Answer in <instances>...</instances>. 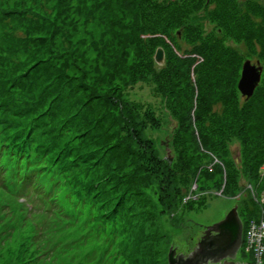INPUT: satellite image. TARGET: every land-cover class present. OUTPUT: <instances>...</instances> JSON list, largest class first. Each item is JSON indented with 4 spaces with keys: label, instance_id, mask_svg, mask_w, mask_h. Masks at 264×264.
Segmentation results:
<instances>
[{
    "label": "rangeland",
    "instance_id": "374dc122",
    "mask_svg": "<svg viewBox=\"0 0 264 264\" xmlns=\"http://www.w3.org/2000/svg\"><path fill=\"white\" fill-rule=\"evenodd\" d=\"M236 12L264 25V10L242 0H0V94L4 88L12 104L25 108L3 134L14 137L16 119L26 120L37 131L30 136L36 153L44 143L52 154L68 149L72 157L63 160L71 163L63 173L45 165L49 176L42 181L36 173L22 176L17 164L0 178V264H168L172 248L190 254L205 227L234 207L242 221L253 203L264 216L258 193L263 185L246 175L264 150V135L245 139L242 109L233 104L236 99L244 108L251 102L238 91L246 60L261 62L255 93L264 92V55L258 43L249 45L234 33L227 17ZM217 37L241 60L234 84L203 87V97L194 90L195 72L183 68L179 84L177 71L188 52ZM159 46L166 52L163 70L154 62ZM181 91L190 100L182 101ZM109 97L119 100V108L111 107ZM184 108L196 117L192 125L181 121ZM130 114L133 129L126 121ZM199 133L214 142L211 151L204 150ZM190 156L203 168L194 169ZM160 160L180 183L172 213L156 178L160 171L164 180ZM185 175L192 176L189 186L182 182ZM67 178L73 191L87 188L90 197L78 198L80 203L74 194L68 197ZM131 182L130 216L110 222L104 214L114 203L109 187L117 191ZM23 195L36 204L33 215L20 204ZM237 260L254 257L243 249Z\"/></svg>",
    "mask_w": 264,
    "mask_h": 264
},
{
    "label": "trees",
    "instance_id": "16d2710c",
    "mask_svg": "<svg viewBox=\"0 0 264 264\" xmlns=\"http://www.w3.org/2000/svg\"><path fill=\"white\" fill-rule=\"evenodd\" d=\"M59 1L62 3L63 0H59ZM225 18H226V15H225ZM227 19L231 24L230 26L233 27L234 33L238 37H240V39H241V36H243L249 45L254 44L257 46L259 44L260 48L262 49L263 55H264V25L263 24L255 22L250 15L249 16L244 15L240 12L230 13ZM219 34H222V33H219ZM220 43H221V39L217 37L215 43L210 44V45L209 44L203 45L202 47L193 49L190 53L188 52V54H190V55L187 54L189 57H186L185 59H183L185 60V62L182 64V67H180L177 71V74L180 75L179 84L182 83V81H184L183 79L186 76L185 74L186 70L185 72H183V68H186L188 70V74H190L193 71L195 72L196 82H198L197 84L198 87H195L194 90L197 91L198 93L203 92V97L206 96V93H207V91H205L203 87H206L210 90L211 89L218 90L222 88L223 86L225 87L228 86L226 88H229L231 84H234V79L237 77L236 65H239L240 60H241L240 53L235 49L223 48V46ZM159 47H162V46H159ZM52 67H53L52 64H48L47 70H51ZM191 85L192 84H189V86ZM1 90L3 94L2 96L0 94V178L5 179L7 172H9V168H10L9 165H12V164L19 165L18 168L21 174L24 172L25 167H28V173L30 174L32 172V173L38 174L40 176L41 181L43 178H46L49 176L43 173L44 172L43 170L46 168L45 165H48L50 168L56 167L57 169H60L61 171L63 168L64 170L68 169L69 164H71L70 161L64 162L63 160L68 157L72 158L69 152L70 150L62 149V150H59L57 153L52 154L50 152V149L47 148L49 146L47 145V147H45L44 143H42L41 145L39 144L38 147L36 146V148L40 151V152L39 151L37 152H39L41 156L39 153L35 152L34 150L35 146L33 148V144H32L33 140L30 139V136L32 134H35L37 131H35L34 129L33 131L29 130L28 122L26 120L18 121L16 119V121L19 124L17 126L20 128L19 130L14 132L16 137L14 136L9 139L6 135L3 134L4 129L6 130L7 128H9L10 130H12L14 128L13 126L14 118L12 116L15 117L16 114H21L25 110V108L24 107L20 108L12 104V99L9 98V95L8 94L6 96L4 95V88H1ZM173 93L174 94L176 93L175 88H173ZM181 93L182 94L180 98L182 99V101L190 100L191 95L189 93H183L182 91ZM234 93H235V89H234ZM250 100L251 102L247 103L244 106V108L240 107L236 99L234 100L233 104L238 110L242 109V115H240L241 121L243 120L244 127H246V129L248 130L247 133H245V135L249 136V138H245V139L259 141L262 138L261 136L264 135V92L259 91L255 93L251 99L246 100V101L249 102ZM109 101H110L111 107L116 106L117 108H119L118 107L119 100H117L115 97H111V98L109 97ZM191 112L192 110H190L189 112V111H186L185 108L184 110L180 112L181 121L183 122V125H185L186 123H190L192 125L195 122L196 117L195 116L192 117ZM85 119L87 118L85 117ZM134 120H135L134 115H132L130 119L129 118L126 119V121L129 122V124L131 125V128H132L131 122L132 121L135 122ZM39 126L40 125L38 124L36 128L40 129ZM202 135L203 133L202 134L199 133L200 138H203V142H204L203 148L205 151L208 150L210 146L211 147L216 146L214 142L209 138V135L208 136L207 134L205 136H202ZM186 136L187 135H185V137ZM142 137L141 139L146 140V138L144 137L142 138ZM186 138H188V136ZM193 139L194 141L196 140L194 136H193ZM144 145H145V141H144ZM153 149H154L153 147L151 148L148 147L149 153L151 154L154 153L157 157V154L153 152ZM210 151H211V148H210ZM194 158H195L194 156L193 157L190 156L188 158L190 164H192V166L196 170L197 169L200 170V168L202 169L203 167L199 166L196 162L192 163ZM202 159L203 158H200V160ZM255 159L257 161H251L250 165L248 166V170H246V175L249 174V176L256 179V183L258 184V186L263 185L261 188L262 190L258 192L260 193V197L263 198L264 197V150L260 151L259 156L256 157ZM223 162L224 161H222V164ZM41 163L44 165L43 167H40ZM159 164H160L161 171L164 172V180L162 181V179L159 178V176L161 177L160 171L158 172L159 174L156 178H158L160 183H162V187H165L164 189V197L166 199L165 202H167L168 209H170L168 206L173 207V209H170V213H172L176 210V207H177L176 193L179 189L180 183L178 182V177L174 176V173L171 172L172 166L169 163L165 162L164 160L163 161L160 160ZM224 165H225V162H224ZM60 170H59V173L61 174ZM145 172L146 171L143 170L141 174L143 175ZM190 178H192V176L185 175L183 176L182 182L187 183V185L189 186L188 183H190L191 181ZM51 179L54 180L55 178L52 176ZM27 180L28 179H25L24 181H27ZM185 180H188V182H185ZM235 180H237V175L235 176ZM19 182L22 183L23 180ZM50 184L51 183L48 182V185ZM67 184L69 186L70 185L72 186L71 181L68 178H67ZM54 185L55 186L52 189L53 192H55L56 189L59 188V182L54 183ZM111 185H113V183H111ZM130 185H132V182L129 185L127 184V186L121 185L117 191L114 189L113 186L109 187L108 190H111L110 191L111 196L109 195L108 200L114 203L111 206L108 204V207H107L108 213L106 214V209H105L104 214H105V217L110 219V222H117V218L126 219L127 216H130L128 213V210L131 207L129 203L131 201L132 195L134 194L133 190L131 189L134 185H132V187ZM35 186H37L36 183H35ZM71 186H70L71 193L68 195V197L74 194L76 196L75 198L78 200L79 203H80V200L78 198L81 197L83 201V200H87L90 197V194L88 195L89 191L87 190V188L86 190L85 189L83 190V189H80L74 186V191H73V186L72 187ZM124 187L125 189L123 190ZM92 189L94 190L93 187ZM93 197L96 198L95 195ZM183 198L186 200V198L188 197L184 196ZM253 206H252L253 208L248 207L247 213L249 215V218L244 219L243 221L245 232L248 226V222L250 220L258 219L261 217L262 210L259 211V209L256 207V203H253ZM20 253L16 256L17 258H20V255L22 254ZM17 261L19 260L15 259V262ZM25 263L31 264L29 262H25Z\"/></svg>",
    "mask_w": 264,
    "mask_h": 264
},
{
    "label": "water",
    "instance_id": "95a60500",
    "mask_svg": "<svg viewBox=\"0 0 264 264\" xmlns=\"http://www.w3.org/2000/svg\"><path fill=\"white\" fill-rule=\"evenodd\" d=\"M154 62L162 70L167 67L163 47L156 49ZM262 73L263 66L260 61L256 64L251 60L245 61L238 90L246 100L254 96L260 85ZM243 234L244 224L236 206L222 221L205 227L201 240L190 254H179L176 248H172L168 255V264H248L237 260L244 243Z\"/></svg>",
    "mask_w": 264,
    "mask_h": 264
},
{
    "label": "built area",
    "instance_id": "2783aa9c",
    "mask_svg": "<svg viewBox=\"0 0 264 264\" xmlns=\"http://www.w3.org/2000/svg\"><path fill=\"white\" fill-rule=\"evenodd\" d=\"M249 249L254 264H264V216L248 222Z\"/></svg>",
    "mask_w": 264,
    "mask_h": 264
},
{
    "label": "flooded vegetation",
    "instance_id": "af4514ba",
    "mask_svg": "<svg viewBox=\"0 0 264 264\" xmlns=\"http://www.w3.org/2000/svg\"><path fill=\"white\" fill-rule=\"evenodd\" d=\"M244 6H254L256 10H264V0H242Z\"/></svg>",
    "mask_w": 264,
    "mask_h": 264
},
{
    "label": "bare ground",
    "instance_id": "6f19581e",
    "mask_svg": "<svg viewBox=\"0 0 264 264\" xmlns=\"http://www.w3.org/2000/svg\"><path fill=\"white\" fill-rule=\"evenodd\" d=\"M243 240H244V245L242 246V249H245L246 251H248L249 249V235H248V229H246V232L244 230V234H243ZM247 263V262H246ZM248 264H254V260L250 263L248 262Z\"/></svg>",
    "mask_w": 264,
    "mask_h": 264
}]
</instances>
